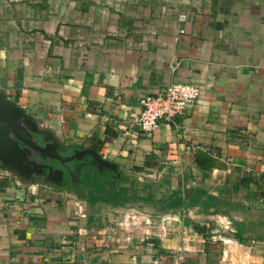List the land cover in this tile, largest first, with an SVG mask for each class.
Wrapping results in <instances>:
<instances>
[{
	"label": "crops",
	"instance_id": "crops-1",
	"mask_svg": "<svg viewBox=\"0 0 264 264\" xmlns=\"http://www.w3.org/2000/svg\"><path fill=\"white\" fill-rule=\"evenodd\" d=\"M174 81L200 86L196 104L140 131V97ZM0 91L49 149H91L116 176L174 169L198 191L179 194L193 223L166 211L176 232L143 234L0 160V264H264V0H0Z\"/></svg>",
	"mask_w": 264,
	"mask_h": 264
},
{
	"label": "rangeland",
	"instance_id": "rangeland-1",
	"mask_svg": "<svg viewBox=\"0 0 264 264\" xmlns=\"http://www.w3.org/2000/svg\"><path fill=\"white\" fill-rule=\"evenodd\" d=\"M75 161L76 162L73 164L75 167L70 171L71 173L69 175L70 186L75 193H80L83 196H92L87 193L90 186L76 182L74 180L76 174L74 176L72 175V173H77V168L82 165L81 161H84V163L87 162L84 171L96 177V180L92 181L91 186L95 188L103 198L114 197L116 199L115 202L101 200V203H104V209L98 211L97 223L116 224L122 229L124 226V228L127 227L128 230L132 232L148 234L155 232L161 225H168V228H170L168 230L174 232L176 230L174 229V231H172L176 226L174 222H178L180 219L181 221L183 220L185 225L194 222V218H190L188 213L183 215L185 210L187 211V207L191 208L190 203L185 201L184 206L176 207H169L167 205L169 201L178 197L181 192H184V194H186L187 191L190 192L192 183L189 181L192 175L185 174V178H190L188 181L190 186L188 189L184 190L181 189V183H176L177 180H180L181 173L176 172L174 169L167 168L147 171L142 170L140 172L132 171L130 173H119L118 171L116 172L117 176L115 178L112 177L111 181L108 182L109 180H107V178H103L100 175L104 173L109 174L112 171V169H108L109 167L106 168V166L99 164L88 155H81L78 160ZM60 171L61 169H55L53 171L55 173L53 179L48 175L43 176L41 174H35L34 172L30 175L35 177L37 182L43 181L45 183V185L38 184L40 188H48L49 186L51 188L49 190L55 191V187H61L66 182V178H63ZM77 183L78 185H76ZM166 211L174 213L180 211V219L162 216V213Z\"/></svg>",
	"mask_w": 264,
	"mask_h": 264
},
{
	"label": "water",
	"instance_id": "water-1",
	"mask_svg": "<svg viewBox=\"0 0 264 264\" xmlns=\"http://www.w3.org/2000/svg\"><path fill=\"white\" fill-rule=\"evenodd\" d=\"M24 119L14 102L0 91V160L3 164L15 168L21 173L28 174L32 168L29 164L39 165L35 160L26 159L29 147L42 157L56 159L65 163L78 159L81 155H90L99 164L114 167L99 154L88 148L77 149L70 154H63L55 149H49L47 145L34 140L23 126ZM21 143V145H20ZM42 165V164H40ZM52 170L51 166H48ZM62 174V170L60 171Z\"/></svg>",
	"mask_w": 264,
	"mask_h": 264
},
{
	"label": "built area",
	"instance_id": "built-area-1",
	"mask_svg": "<svg viewBox=\"0 0 264 264\" xmlns=\"http://www.w3.org/2000/svg\"><path fill=\"white\" fill-rule=\"evenodd\" d=\"M200 92L195 83L174 81L142 95L135 125L146 133H153L162 122L176 125L177 118L196 104Z\"/></svg>",
	"mask_w": 264,
	"mask_h": 264
},
{
	"label": "trees",
	"instance_id": "trees-1",
	"mask_svg": "<svg viewBox=\"0 0 264 264\" xmlns=\"http://www.w3.org/2000/svg\"><path fill=\"white\" fill-rule=\"evenodd\" d=\"M74 160H77V159H73V160H70L69 162H73ZM193 162L195 164V167L202 173V177H205L207 175V173L210 171L212 165H213V162H214V159L211 155H209L207 152H204V151H201V150H198L195 154H194V158H193ZM72 163H70L71 165ZM68 166V167H65L63 170H62V175L64 176V178H66V182L63 186H61V188H64L70 192H75L71 189V186H70V171H71V166ZM134 169H140V168H134ZM101 177L103 178H107V180H109L108 182L111 181V178L112 177H116V174L111 171L109 174L107 173H104V174H101L100 175ZM83 183L84 185L86 186H90V188L88 189L87 193L92 195L93 198L95 199H100V200H105V201H110V202H115L116 199L114 197H110V198H103V196L95 190V188H93L91 186L92 184V181L93 180H96V177L89 173V172H86L84 173L83 175ZM95 183V182H94ZM93 183V184H94ZM190 193L191 194H194V193H198V191H193V189H190ZM78 195H80V193H78ZM188 200L191 202L193 200V197L190 195V198H188ZM185 198H182V196H178L176 198H174L173 200L169 201L168 202V206L169 207H176V206H183L185 203ZM240 242H243V240L238 237L237 238Z\"/></svg>",
	"mask_w": 264,
	"mask_h": 264
},
{
	"label": "flooded vegetation",
	"instance_id": "flooded-vegetation-1",
	"mask_svg": "<svg viewBox=\"0 0 264 264\" xmlns=\"http://www.w3.org/2000/svg\"><path fill=\"white\" fill-rule=\"evenodd\" d=\"M20 145H21V143H20ZM25 158L26 159H29V160H35L39 164V165L29 164V166L32 168V170H31V173H28V174H32V172H34L35 174H39V175L41 174L43 176L44 175H48L52 179L54 178L53 175L55 173L53 171L55 169H61V170H63L65 167H68L70 165V163H72V162H69V161L68 162H65V163H60L56 159H51V158H48V157H41V156H39V153H37L35 150H33L30 147H29V151L26 154ZM40 164H42V165H40ZM48 166H51L52 167V170H50L48 168ZM23 172L25 173V171H23ZM63 178H64V176H63Z\"/></svg>",
	"mask_w": 264,
	"mask_h": 264
}]
</instances>
